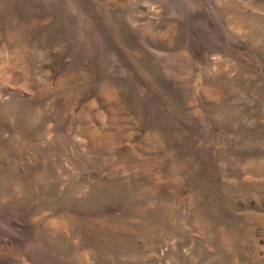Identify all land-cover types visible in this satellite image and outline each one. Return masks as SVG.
<instances>
[{"label":"rangeland","instance_id":"374dc122","mask_svg":"<svg viewBox=\"0 0 264 264\" xmlns=\"http://www.w3.org/2000/svg\"><path fill=\"white\" fill-rule=\"evenodd\" d=\"M0 264H264V0H0Z\"/></svg>","mask_w":264,"mask_h":264}]
</instances>
